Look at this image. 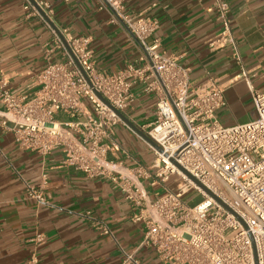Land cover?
<instances>
[{"label": "built area", "instance_id": "2783aa9c", "mask_svg": "<svg viewBox=\"0 0 264 264\" xmlns=\"http://www.w3.org/2000/svg\"><path fill=\"white\" fill-rule=\"evenodd\" d=\"M34 2L24 0V8L50 28L63 59L53 60L46 51L31 98L12 92L0 75V102L9 115L0 125L13 124L18 147L41 154L61 147L63 166L88 177L109 174L114 127L125 124L118 112L125 113L135 96L131 88L141 85L143 93L154 95L155 111L149 124L136 127L160 150L147 142L152 165L137 167L121 188L142 207L134 215L145 225L142 244L164 264H264V91L249 86L255 118L225 126L215 114L225 105L223 87L211 78L192 85L175 57L160 54L158 39L152 38L155 19L125 12L122 0H100L139 49L132 62L110 74L95 66L89 37L56 30L49 2ZM213 9L222 28L209 47L233 44L228 1L214 0ZM171 177L174 189L165 187L146 200L144 181L153 187ZM41 188L26 184V196L44 202ZM191 191L201 196L193 204L186 198ZM99 227L109 232L105 224ZM33 240L41 243L44 236L38 232ZM30 263L37 260L32 257Z\"/></svg>", "mask_w": 264, "mask_h": 264}, {"label": "crops", "instance_id": "0c3cea01", "mask_svg": "<svg viewBox=\"0 0 264 264\" xmlns=\"http://www.w3.org/2000/svg\"><path fill=\"white\" fill-rule=\"evenodd\" d=\"M49 20L74 36L89 37L95 66L114 74L139 53L137 44L100 0H45ZM124 11L157 21L152 38L158 51L173 56L187 69L192 85L211 78L224 89L225 105L216 118L230 126L255 118L249 86L264 91V0H227L233 44L210 48L221 31L214 0H122ZM54 35L24 0H0V75L12 92L28 98L37 89L34 75L53 60H62ZM134 100L123 114L133 125L154 119L155 97L131 88ZM9 116L0 102V120ZM125 122V121H124ZM126 124V125H125ZM114 127L109 174L88 177L63 166L61 147L47 154L18 147L13 124L0 125V264H164L152 247L142 244L145 225L135 221L142 210L125 197L121 183L134 178L139 166H151L154 153L127 122ZM141 136V137H140ZM46 181H41L42 174ZM114 177V178H113ZM26 184L41 191L44 202L26 196ZM167 184L149 186L152 201ZM105 224L108 233L101 231ZM44 240L36 244V233Z\"/></svg>", "mask_w": 264, "mask_h": 264}, {"label": "water", "instance_id": "95a60500", "mask_svg": "<svg viewBox=\"0 0 264 264\" xmlns=\"http://www.w3.org/2000/svg\"><path fill=\"white\" fill-rule=\"evenodd\" d=\"M31 1L35 3L34 0ZM118 114L125 122L131 125V127H133L149 144H151L155 149L160 150V148L145 133H143L135 125H133L122 113L118 112ZM204 190L214 197V195L211 192H209L207 189L204 188Z\"/></svg>", "mask_w": 264, "mask_h": 264}, {"label": "rangeland", "instance_id": "374dc122", "mask_svg": "<svg viewBox=\"0 0 264 264\" xmlns=\"http://www.w3.org/2000/svg\"><path fill=\"white\" fill-rule=\"evenodd\" d=\"M173 180H174V178L171 177L170 181L167 183L168 187L169 188H172V189H174L175 186H176V183L173 182ZM151 189H157V190H160L162 192V190L159 189L158 186H156L155 188H151ZM186 198H187V200H191L192 201L191 204H193V203L198 202L201 199V196L200 195H197L196 193H194L193 191H191V192H189L186 195Z\"/></svg>", "mask_w": 264, "mask_h": 264}]
</instances>
